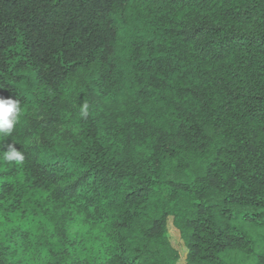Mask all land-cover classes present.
<instances>
[{
    "label": "trees",
    "instance_id": "1",
    "mask_svg": "<svg viewBox=\"0 0 264 264\" xmlns=\"http://www.w3.org/2000/svg\"><path fill=\"white\" fill-rule=\"evenodd\" d=\"M0 97V264H264V0H0Z\"/></svg>",
    "mask_w": 264,
    "mask_h": 264
},
{
    "label": "clouds",
    "instance_id": "2",
    "mask_svg": "<svg viewBox=\"0 0 264 264\" xmlns=\"http://www.w3.org/2000/svg\"><path fill=\"white\" fill-rule=\"evenodd\" d=\"M89 114V105L84 103L80 107V117L86 119ZM20 115V101L17 99L0 97V137H9L16 127ZM0 160L17 166L23 164L25 155L18 150L15 144H9L4 150L0 146Z\"/></svg>",
    "mask_w": 264,
    "mask_h": 264
},
{
    "label": "rangeland",
    "instance_id": "3",
    "mask_svg": "<svg viewBox=\"0 0 264 264\" xmlns=\"http://www.w3.org/2000/svg\"><path fill=\"white\" fill-rule=\"evenodd\" d=\"M250 232H251V234H252L253 236L256 234V230H255V229H250ZM263 233H264V232H260V235H263ZM171 236H172V238H173V241H174L175 245H176L179 249L183 250V245H182V243H181V240H180V237H179L178 232H177L176 230H174V229H171ZM255 237H256V236H255ZM257 238L260 239V237H258V236H257ZM180 264H182V258H181Z\"/></svg>",
    "mask_w": 264,
    "mask_h": 264
}]
</instances>
